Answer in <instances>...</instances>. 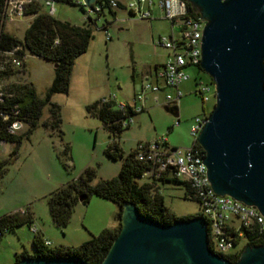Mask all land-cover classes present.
Returning <instances> with one entry per match:
<instances>
[{"label":"rangeland","instance_id":"1","mask_svg":"<svg viewBox=\"0 0 264 264\" xmlns=\"http://www.w3.org/2000/svg\"><path fill=\"white\" fill-rule=\"evenodd\" d=\"M44 1V0H39ZM53 17L74 26H84V16L75 7L54 3ZM48 12V8L41 7ZM32 17L5 20L4 31L18 40ZM106 26V33L102 29ZM180 24L164 20L158 7L153 16L139 19L117 10L114 17L105 13L95 26L91 27L93 39L87 50L73 65L66 94H55L51 103L60 110L58 130L44 127L49 118V107L43 108L37 127L26 134L28 126L21 123L16 131L23 135L16 156L0 176V216L28 210L35 226L46 232L50 246L76 247L98 235L104 229L116 227L118 207L107 200L91 196L86 205L77 203L72 210L68 224L63 228L53 225L46 203L49 194L69 183L76 182L90 169L94 177L88 181L95 185L99 180L115 177L121 160L108 159L104 151L112 142L103 124L87 113L86 107L105 98L113 97L117 103L133 104V94L140 90L144 75L165 63L168 51L156 44L159 37H175ZM0 71L10 75L0 81V96L11 93L12 86L30 83L39 98H43L54 77L53 64L24 52L0 55ZM190 79L179 87L182 97L177 101V116L165 110L149 96L145 111L133 117L130 126L116 138L123 155L131 152L138 143L153 142L166 138L171 147L190 148L194 140L190 136L192 121L202 110L210 111L211 104L202 105L194 94L196 80L208 82L209 77L195 68H187ZM173 94L172 91H169ZM70 149V160L62 155L64 147ZM14 148L12 143L0 142V160L9 157ZM139 184L150 182L137 178ZM152 193L162 197L163 205L176 217L199 214L194 200L184 198L185 189L181 183L156 181ZM28 224L17 227L0 240V264H13L14 255L26 251L33 254L32 239ZM240 245L235 250L241 248Z\"/></svg>","mask_w":264,"mask_h":264},{"label":"water","instance_id":"2","mask_svg":"<svg viewBox=\"0 0 264 264\" xmlns=\"http://www.w3.org/2000/svg\"><path fill=\"white\" fill-rule=\"evenodd\" d=\"M82 1L89 8L97 0ZM186 1L205 21L199 66L215 87L197 138L207 181L213 194L264 218V0ZM123 205L120 232L101 264H264V245L245 247L235 262L215 255L201 217L160 225ZM17 264L86 263L29 257Z\"/></svg>","mask_w":264,"mask_h":264},{"label":"trees","instance_id":"3","mask_svg":"<svg viewBox=\"0 0 264 264\" xmlns=\"http://www.w3.org/2000/svg\"><path fill=\"white\" fill-rule=\"evenodd\" d=\"M52 1L78 8L82 14L85 13L84 7L79 4L80 0ZM108 1L98 0L96 2V5L100 7V11L93 17H86L84 26H74L68 22L58 21L53 16L42 13L41 7L29 6L25 11V15L33 18L24 32L23 39L18 40L4 31L3 11L6 0H0V55L15 53L23 56L26 52L53 64L54 71V77L43 98L36 96L30 83L12 86L11 93L1 94L0 142L12 143L14 148L8 158L0 160V176L4 173L11 159L16 156L23 137V135H17L16 132H10L9 129L13 123L27 125L28 131L26 134H29L37 127L43 108L49 107V118L42 125L50 127L52 130H58L60 110L56 104L51 103L50 99L55 94L67 93L75 60L86 52L90 41L93 39L91 27L95 26L96 21L105 13L110 14L112 17L115 16L116 11L110 10ZM187 10H190L188 2ZM128 15L132 16L131 13H128ZM190 15L195 16L197 14L191 11ZM102 29L106 30V26H103ZM198 70L203 72L200 69ZM9 75L8 72L0 71V81L6 79ZM174 108L176 106L168 108L166 111L177 115ZM86 111L98 118L103 124L104 130L114 138L106 147L104 154L110 160L122 161L119 172L111 179L99 180L95 185H89L88 181L94 177V172L87 169L84 172L85 177L80 176L78 181L69 183L47 196L48 212L53 225L57 228H63L68 224L73 207L77 203L86 205L91 196H96L110 201L118 207L116 227L104 229L98 235L76 247L49 248L44 245V241L39 234L34 235L32 239L33 254L29 255L22 250L14 255L13 264L29 257L42 259L76 258L86 264H101L120 232L124 203L133 205L141 217L150 219L160 225H171L178 220L199 217V214L176 217L163 205L162 197L159 194L152 193L154 182L139 184L136 181L137 178L142 176L146 166L134 158L132 151L123 155L115 139L119 138L121 133L128 128L122 126V121L137 114H134L129 107H126L124 112L117 109L114 103L104 104L101 101L87 106ZM193 145L202 151L197 142H194ZM62 155L70 160L68 145L64 147ZM161 182L181 183L185 189L184 198L194 200L189 196L190 191L186 183L175 179H164ZM32 221L33 217L28 210L0 216V240L17 227L28 224L30 228L29 224ZM247 240L248 247L264 245V239L253 241L254 239L248 237ZM238 257H228L227 259L235 262Z\"/></svg>","mask_w":264,"mask_h":264},{"label":"built area","instance_id":"4","mask_svg":"<svg viewBox=\"0 0 264 264\" xmlns=\"http://www.w3.org/2000/svg\"><path fill=\"white\" fill-rule=\"evenodd\" d=\"M53 4L52 0H6L3 20L5 22L26 17L25 11L32 5L48 8L47 14L53 16ZM79 4L85 10L84 20L100 11L96 4L89 8L82 0ZM108 6L111 11L123 10L142 20L150 19L154 8L158 7L164 20L169 21L172 27L180 24L181 29L176 37L172 33L170 37L157 39L156 44L168 51L167 59L155 69L152 77L143 80L140 90L133 95V104L117 103L113 97L105 98L101 102L114 103L117 109L124 112L129 107L134 114H139L145 110L148 97L158 95L160 99H153V103L165 109L175 107L182 97L179 87L190 79L186 69H200V46L205 21L198 19L200 15L197 12L195 16L190 15L186 0H124L123 3L109 0ZM104 31L108 39V34ZM195 85L194 94L200 97L203 106L211 104L212 110L215 103L214 84L196 80ZM211 110L203 109L201 115L193 118L190 136L194 142H197ZM132 121L133 117L125 119L122 126L129 127ZM20 126V123H13L9 130L15 133ZM132 152L134 158L146 166L142 178L150 182L175 179L188 185L189 196L196 201L199 217L206 223L208 247L215 255L225 259L237 257L248 246V237L254 239L253 241L264 239V218L255 207L227 195L218 196L212 193L206 178V168L201 164L204 152L197 146L192 144L190 148L177 149L171 147L166 138H160L153 142L138 143ZM29 230L33 235L38 234L35 226H31ZM44 245L49 247L50 243L44 241ZM240 245L241 248L235 250Z\"/></svg>","mask_w":264,"mask_h":264},{"label":"crops","instance_id":"5","mask_svg":"<svg viewBox=\"0 0 264 264\" xmlns=\"http://www.w3.org/2000/svg\"><path fill=\"white\" fill-rule=\"evenodd\" d=\"M98 1V0H97ZM96 1V2H97ZM118 2H120V3H123L124 2V0H117ZM96 2L95 3H93L91 6H93L94 4H96ZM41 9V8H40ZM41 12L42 13H46L45 11H42V9H41ZM153 13H154V11H153ZM26 17H28V16H26ZM29 17H32V16H29ZM33 18V17H32ZM83 21H85L84 19H83ZM30 23V22H29ZM28 23V24H29ZM172 35V34H171ZM157 68V67H156ZM156 68H154V70H153V72H151V71H149V72H147L145 75H144V79L146 78V77H152V75H153V73H154V71H155V69ZM137 92V91H136ZM135 92V93H136ZM134 95V94H133ZM116 101V100H115ZM122 103H125V102H122ZM127 104V103H126ZM145 109H146V107H145ZM166 110V109H165ZM145 111V110H144ZM175 116H177V115H175ZM37 228V227H36ZM38 229V234H39V236L43 239V241H48V242H50L49 240H48V238H46V232L42 229V230H40L39 228H37ZM57 247H65V246H61V245H59V246H57ZM49 248H53V247H51V246H49ZM29 255H31V254H29Z\"/></svg>","mask_w":264,"mask_h":264},{"label":"flooded vegetation","instance_id":"6","mask_svg":"<svg viewBox=\"0 0 264 264\" xmlns=\"http://www.w3.org/2000/svg\"><path fill=\"white\" fill-rule=\"evenodd\" d=\"M208 82H212V81L208 80Z\"/></svg>","mask_w":264,"mask_h":264}]
</instances>
